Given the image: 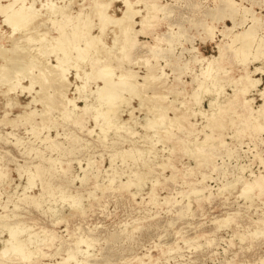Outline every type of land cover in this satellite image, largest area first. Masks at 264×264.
<instances>
[{
    "label": "rangeland",
    "instance_id": "obj_1",
    "mask_svg": "<svg viewBox=\"0 0 264 264\" xmlns=\"http://www.w3.org/2000/svg\"><path fill=\"white\" fill-rule=\"evenodd\" d=\"M47 1L59 12L42 9L43 16L19 32L0 16L6 54V61L0 57V264H264V187L254 184L264 177V74L252 75L260 83L245 98L260 113L244 124L232 100L242 86L243 56L219 33L232 26L221 19L233 11L227 0H138L127 38L119 24L121 0H101L114 19L103 32L97 0L35 6ZM234 1L238 14L247 7L264 17V0ZM80 11L91 17L89 31L65 19ZM207 26L216 27L212 40ZM64 35L73 42L67 61L56 50ZM95 35L105 50L74 64L75 48ZM220 45L224 54L214 62ZM247 58V72L264 67L263 56ZM209 61L216 82L202 75ZM105 64L114 66L111 82L139 84L137 92L122 90L108 127L96 115L107 106L95 97L103 84L96 70ZM17 242L22 252L15 251Z\"/></svg>",
    "mask_w": 264,
    "mask_h": 264
},
{
    "label": "bare ground",
    "instance_id": "obj_2",
    "mask_svg": "<svg viewBox=\"0 0 264 264\" xmlns=\"http://www.w3.org/2000/svg\"><path fill=\"white\" fill-rule=\"evenodd\" d=\"M7 2L6 3H2L3 1L2 0H0V16H2L3 17V20H2V22L4 23V24H6L9 28H10V30L12 31V33L13 32H15V31H18V30H20L21 28H24L25 26H28V25H30L31 23H34L35 21H37L40 17H42L43 15L40 13L41 11H43L44 12V10H42V9H47V11L48 10H50V11H52V13H57V12H59V11H57V9H54L55 8V4H54V2L52 3L51 1H47V2H45L44 4H43V2L41 3V4H39V6L41 7L40 9L39 8H37L36 6H35V4H36V2L37 1H39V0H31V1H29V0H6ZM44 1V0H43ZM58 1V0H57ZM63 1V0H62ZM70 1V0H69ZM83 1V0H82ZM93 1V0H92ZM96 2V1H95ZM115 2V1H114ZM117 2H119V1H117ZM121 2L123 3V6H124V8H125V10L123 11V17L121 18L122 19V22H120L121 21V19H118L117 21L118 22H120L119 24H121L122 23V25H120L121 26V29H122V32H121V34L123 33V37H130L131 36V30L132 29H130V28H132V25L133 24H136L135 22L133 23V20H134V16L136 15V13L134 12V9H133V6H135L136 4H137V2H138V0H121ZM59 3V2H58ZM62 3V2H61ZM74 3V2H73ZM97 3H98V12L96 13V16L98 17V22L100 23V26L98 27V28H100V30L103 32V28L107 25V21L110 23L112 20H114V19H112L113 17H111V16H109V14H107L106 13V9H107V6L105 7V5H106V3H105V5H104V3H102V1L101 0H97ZM141 3V2H140ZM244 3V2H243ZM63 4V3H62ZM61 4V5H62ZM67 4V3H66ZM145 4V3H144ZM96 5V4H95ZM153 5V4H152ZM57 6V5H56ZM66 6V5H65ZM65 6H64V8H65ZM145 6H147V5H145ZM154 6V5H153ZM95 7V6H94ZM94 7H93V9H94ZM155 7V6H154ZM153 7V8H154ZM227 7H229V8H233V11L232 12H228V13H223L222 15H221V19H224V18H229L230 20H231V22H232V26L231 27H228V26H225L222 30H220L219 31V33H222L223 34V37H230V41H229V43H227L228 44V46L229 47H231L236 53H241L242 54V56H243V64H244V66H245V69H244V73L238 78V81L240 82V84L242 85V86H240V88L238 89V92H236V94L235 95H233V103H234V105L238 108V109H240V112H241V116H242V121H243V123L244 124H248L246 121L250 118V119H253V120H255V119H257L256 117H255V115H256V113L257 112H259V111H257V112H255V111H253V110H251L250 109V107L248 106V103H249V101L245 98V95L250 91V90H252V89H256V87H257V85L260 83V80L259 79H257V78H253V74H257V73H262V74H264V67L263 66H256V67H254V70L253 71H246L247 69H246V66H247V63H246V61L248 60V58H247V55H249V54H251L252 56H253V59L252 60H250V61H255V60H259L260 59V57L261 56H263L264 57V51H262V48L264 47V38L263 37H259V35L257 34V31H261V33H264V17H261V16H259L258 14H256L255 13V11H251L249 8H247V7H243V9H242V13L243 14H238L239 12H238V4H237V2H235L234 0H227ZM56 8H58V7H56ZM59 8H60V6H59ZM66 8H67V6H66ZM95 8H97V7H95ZM147 8V7H146ZM137 9V8H136ZM41 10V11H40ZM141 10V9H140ZM147 11H148V9H146ZM93 11V10H92ZM146 11V12H147ZM251 11V17L250 18H247L246 17V13L247 12H250ZM67 12V11H66ZM76 12V11H75ZM96 12V11H95ZM139 11H137V13H138ZM121 14V15H122ZM140 14V13H139ZM111 15V14H110ZM138 15V14H137ZM238 15H240V17L239 18H236ZM47 16V15H46ZM64 16L66 17L65 19H67L68 21L69 20H71V23H72V21L73 20H75V23H72V25L73 26H76L75 24L76 23H78V24H80V26L81 27H83L84 29H87L88 31H89V27L92 25V20H91V17H90V15H88L87 13H82V11H80L79 13L77 12L75 15H74V17H70V16H68L66 13L64 14ZM58 17V16H57ZM61 17H63V16H61ZM156 17V16H155ZM48 18V17H47ZM144 18L145 19H151L152 17H150V16H148V18H146V16H144ZM144 18H141V20L143 21V20H145ZM153 18H154V16H153ZM97 20V19H96ZM120 20V21H119ZM140 20V21H141ZM153 20V19H152ZM51 21V20H50ZM116 21V20H115ZM115 21H113V22H115ZM139 21V22H140ZM250 22V24L248 25V26H246L245 25V23L246 22ZM144 22V21H143ZM142 22V23H143ZM147 22V21H146ZM64 24H66V23H68V22H63ZM112 23V22H111ZM138 23V22H137ZM114 24V23H113ZM112 24V25H113ZM83 25V26H82ZM115 25V24H114ZM131 25V26H130ZM31 26V25H30ZM135 26V25H134ZM133 26V27H134ZM119 27V26H118ZM239 27H241V30H239ZM97 28V29H98ZM120 28V27H119ZM216 27L215 26H207V29H206V31H207V33H208V38L210 39V40H212L213 39V36H216L215 35V33H214V31L216 30L215 29ZM80 29V28H79ZM117 29V28H116ZM121 30H117V32H120ZM134 31V30H133ZM19 32V31H18ZM135 32V31H134ZM11 33V34H12ZM27 33V32H26ZM25 33V34H26ZM79 33V32H78ZM77 33V34H78ZM76 34V35H77ZM120 34V33H119ZM132 34H134V33H132ZM8 36V35H7ZM65 36V35H64ZM66 36H68V34H66ZM66 36H65V38H58V40H57V46H56V50L57 51H59V52H62L63 53V55H64V58H62L64 61H67L68 59H69V56H68V44H72L73 42L69 39V40H67V38H66ZM70 36V35H69ZM113 36H115V35H113ZM121 36V35H120ZM133 36V35H132ZM42 37V36H41ZM116 37V36H115ZM122 37V38H123ZM135 37V36H134ZM40 38V37H39ZM75 38V37H74ZM132 38V37H131ZM131 38H128L129 39V41H131ZM215 38V37H214ZM124 39V38H123ZM128 39H125V41H127ZM118 40V39H117ZM116 40V41H117ZM124 41V42H125ZM175 41V40H174ZM69 42V43H68ZM75 42H76V40H75ZM103 41H102V39H101V37H99L98 35H95V36H90V38L89 39H87L85 42H84V46L83 47H78V48H75V50L76 51H78L77 52V55L75 56V61H74V64H79L80 63V61H82V60H84L85 58H87V57H90L91 55H89L90 53H98V52H102L103 50H105V47L103 46V48H102V43ZM112 42V41H111ZM114 42V41H113ZM112 42V43H113ZM23 43V42H22ZM21 43V44H22ZM126 43V42H125ZM120 44V43H119ZM129 44V43H128ZM132 44H133V42H132ZM131 44V45H132ZM99 45H101V46H99ZM123 45L125 46V44L123 43ZM122 45V46H123ZM82 46V45H81ZM121 46V47H122ZM123 46V47H124ZM3 47V46H2ZM13 47V46H12ZM16 47V46H15ZM19 48L21 47L20 45L18 46ZM18 47H16V48H18ZM23 47V46H22ZM47 47V46H46ZM77 47V46H76ZM113 47V46H112ZM122 47V48H123ZM127 47V46H126ZM18 48V49H19ZM31 48V47H30ZM41 48H42V46H41ZM125 48V47H124ZM159 48V47H158ZM254 49L255 48V54H253V53H251L249 50L250 49ZM1 49V48H0ZM3 49V48H2ZM13 49V48H12ZM24 49H26V48H24ZM24 49H22L23 51H24ZM70 49V48H69ZM121 49V48H120ZM5 50V49H4ZM9 49H7V51H8ZM16 50V49H15ZM21 50V51H22ZM110 50L111 49H109L108 51L110 52ZM123 50H126V49H123ZM219 51V57L217 58H214V59H212V60H214V62H218V60L220 59V57H222L223 56V54H224V46L223 45H220L219 46V49H218ZM6 51V50H5ZM20 51V52H21ZM27 51H28V49H27ZM31 51V50H30ZM29 51V52H30ZM35 51V50H34ZM37 51V50H36ZM107 51V52H108ZM116 51V50H115ZM114 51V52H115ZM3 51H1L0 50V57H2L3 59H4V55H6V54H4V53H2ZM19 52V53H20ZM120 52H122V51H120ZM127 52V51H126ZM250 52V53H249ZM10 53V52H9ZM26 53V52H25ZM35 53V52H34ZM125 53V52H124ZM16 54V53H15ZM14 54V55H15ZM28 54V53H27ZM51 54H53V53H51ZM30 55H31V53H30ZM30 55L29 56H27L28 58H30ZM261 55V56H260ZM18 56V55H17ZM41 57V55H40V53L38 54V57ZM42 56H44V55H42ZM115 56V55H114ZM26 57V56H25ZM32 57V56H31ZM119 57V56H118ZM117 57V58H118ZM213 57V56H212ZM33 58V57H32ZM37 58V57H36ZM15 59V58H14ZM21 59V58H20ZM31 59V58H30ZM39 59V58H38ZM123 59V58H122ZM1 60V59H0ZM5 61H6V59H4ZM32 60V59H31ZM93 60V59H92ZM216 60V61H215ZM5 61H3V63L5 62ZM12 61V60H11ZM15 61V60H14ZM19 61V60H18ZM17 61V62H18ZM33 61H34V59H33ZM42 61V60H41ZM57 61V60H56ZM16 62V63H17ZM25 62V61H24ZM29 62H30V60H29ZM39 62V61H38ZM45 60H44V64H45ZM48 63H49V61H47ZM139 62V61H138ZM142 62V61H141ZM144 62V61H143ZM1 63V62H0ZM5 63H7V62H5ZM19 63V62H18ZM35 63H36V65H37V61H35ZM34 63V64H35ZM42 63V64H43ZM104 63V62H103ZM13 64H15V63H13ZM32 65H33V63H31ZM41 64V63H40ZM136 64V63H135ZM144 64V63H143ZM27 65V64H26ZM36 65L34 66V67H36ZM50 65V64H49ZM139 65V64H138ZM212 62H208V63H206V66H205V68L203 69V76H206L208 79H211L212 80V82H216L217 80H216V77H215V75H214V73H215V67L213 68L212 67ZM10 66V65H9ZM13 66V65H12ZM21 66V65H20ZM40 66V65H39ZM45 66V65H44ZM53 66H55V65H53ZM52 65H51V67H53ZM100 66V65H99ZM101 66H102V64H101ZM101 66L99 67V69L98 70H96V73H98L99 72V75H98V77H100V78H102L101 79V81L103 80V84H102V86H98V88H97V90L95 91L96 93V98L97 99H99V100H103V103H105L106 104V106H107V108H106V110H103V111H97V113H96V115L98 116H100V117H102V119H105V122H106V124H107V127L108 126H111V122H110V118H108V115H109V113L110 112H113V111H115V108L114 107H116L115 106V103H116V101H118V99H120V95H122L123 93H121L122 92V90L124 89V88H127L126 86H128L129 87V89H133L135 92H137L136 90H135V88H138L137 86L139 85H137L136 86V84L134 83V85L136 86H134V85H132V83L134 82V80H132V81H130V82H132L131 84L128 82V81H126V79H123V80H120V81H116V80H114V81H116V82H111L109 79H108V77H110L111 76V74L113 73V71H114V66H112V65H110V64H105L102 68H101ZM135 66V65H134ZM155 66V65H154ZM11 67V66H10ZM19 67V66H18ZM47 68H48V65L46 66ZM145 67V66H144ZM7 68V67H6ZM12 68V67H11ZM16 68V67H15ZM50 68V67H49ZM48 68V69H49ZM55 68H57V67H55ZM146 68V67H145ZM149 68V67H148ZM147 68V69H148ZM9 69V68H8ZM25 69V68H24ZM46 69V68H45ZM45 69H44V71H45ZM48 69H46V70H48ZM11 70V69H10ZM35 70V69H34ZM56 70V69H55ZM7 71V70H6ZM14 71V70H13ZM16 71V70H15ZM30 71V70H29ZM42 71H43V69H42ZM50 71H52V72H54L53 70H50ZM5 73V66L4 65H0V79H4V77L3 76H1V75H4V73ZM10 72V71H9ZM39 72H40V70H39ZM131 72V71H130ZM19 73V72H18ZM27 73V72H26ZM30 73V72H29ZM29 73H27V74H29ZM55 74L57 73V72H54ZM54 73H51V74H54ZM127 73H129V70H128V72ZM127 73H125V75H128ZM14 74H16V73H14ZM23 74H25V73H23ZM31 74V73H30ZM30 74H29V77H30ZM42 73H40V75H41ZM45 73H43V75H42V77L44 76L45 77V75H44ZM36 75V74H35ZM49 75H50V73H49ZM57 75V74H56ZM63 75V74H62ZM68 75V74H67ZM76 75V74H75ZM119 75V74H118ZM117 75V76H118ZM131 75H133V72H132V74ZM131 75H130V77H131ZM151 75V74H150ZM20 76V75H19ZM27 76V75H26ZM33 76V75H32ZM53 76V75H52ZM51 76V77H52ZM59 76V75H58ZM61 76V75H60ZM78 76V75H77ZM91 76H92V73H91ZM136 76V75H135ZM47 77V76H46ZM46 77L44 78V79H46ZM56 77V76H55ZM76 77V76H75ZM119 77V76H118ZM124 77V76H123ZM20 78V77H19ZM27 78V77H26ZM36 78V77H35ZM133 78V77H132ZM131 78V79H132ZM43 79V80H44ZM47 79H49V78H47ZM53 79V78H52ZM56 79H58V77L56 78ZM65 79V78H64ZM120 79H121V77H120ZM129 78H127V80H128ZM146 79V78H145ZM149 79V78H148ZM10 80V79H9ZM32 80H33V78H32ZM40 80V79H39ZM42 80V81H43ZM51 80V79H50ZM77 80V79H76ZM141 80H143L142 78H141ZM151 80V79H150ZM22 81V80H21ZM52 81V80H51ZM63 81V80H62ZM98 81V80H97ZM38 82V81H37ZM44 82H45V80H44ZM56 82H58V81H56ZM59 82H61V81H59ZM29 83H31V82H29ZM34 83V82H33ZM32 83V84H33ZM39 83H41V82H39ZM46 83V82H45ZM63 83H64V81H63ZM5 84V83H4ZM31 84V85H32ZM65 84H67V83H65ZM145 84V83H144ZM31 85L28 87V88H30L31 87ZM34 85V84H33ZM32 85V86H33ZM47 85V84H46ZM46 85H44L43 86V88H45V86ZM55 85V84H54ZM51 86V85H50ZM81 86V85H80ZM83 86V85H82ZM60 87V86H59ZM84 87V86H83ZM131 87V88H130ZM143 87V86H142ZM144 87H146V86H144ZM147 87H148V84H147ZM170 87V86H169ZM27 88V89H28ZM47 88V87H46ZM45 88V89H46ZM141 88V87H140ZM84 89H86V88H84ZM128 89V88H127ZM125 90V89H124ZM202 90V89H201ZM6 91V90H5ZM30 91V90H29ZM139 91V90H138ZM140 91H142V89L140 90ZM135 92H133L132 91V93H134V94H132V95H135ZM42 93V92H41ZM45 93V92H44ZM48 93V92H47ZM141 93V92H140ZM171 93V92H170ZM259 93H261L260 95L262 96V95H264V86H263V89L259 92ZM54 95V94H53ZM129 95L131 96V92L129 93ZM44 96V95H43ZM48 97V96H47ZM46 97V98H47ZM166 97V96H165ZM50 98H52V97H50ZM49 98V99H50ZM123 98H124V96H123ZM197 98V97H196ZM139 99H140V97H139ZM151 99V98H150ZM121 100V99H120ZM148 100V99H147ZM46 101V100H45ZM48 101V100H47ZM52 101V100H51ZM141 101V100H140ZM38 102V101H37ZM40 102V101H39ZM38 102V103H39ZM44 102V101H43ZM99 102H101V101H99ZM199 102V101H198ZM35 103V102H34ZM143 103H145V102H143ZM71 104V103H70ZM119 104V103H118ZM117 104V105H118ZM146 104H147V102H146ZM156 104V103H155ZM210 104L211 105H213L212 104V101L210 102ZM263 104H264V102H263ZM41 105V104H40ZM51 106V105H50ZM55 106V105H54ZM74 106H75V104H74ZM151 106V105H150ZM264 106V105H263ZM52 107V106H51ZM210 107V106H209ZM212 107V106H211ZM210 107V108H211ZM78 109V108H77ZM259 109V108H258ZM264 110V107L263 108H260V110ZM158 110H160V109H158ZM163 110H164V108H163ZM166 110V109H165ZM217 110V109H216ZM218 111V110H217ZM222 111V110H221ZM29 112V111H28ZM32 112V111H31ZM165 112V111H164ZM216 112V111H215ZM260 113V112H259ZM262 113V112H261ZM38 115V114H37ZM160 115V114H159ZM262 115V114H261ZM21 116V115H20ZM164 116V115H163ZM240 117V116H239ZM42 119V118H41ZM165 119H166V117H165ZM164 119V121L163 122H165L166 120ZM214 119H215V116H214ZM170 120V119H169ZM169 120H167V121H169ZM172 120H174V119H172ZM263 120V119H262ZM171 121V120H170ZM178 121V120H177ZM217 121V120H216ZM157 123H158V121H156ZM160 122V121H159ZM162 122V121H161ZM162 122V123H163ZM176 122V121H175ZM215 122V121H214ZM263 122H264V120H263ZM170 123V122H169ZM168 123V124H169ZM151 124V123H150ZM149 124V125H150ZM158 124H161V123H158ZM171 124V123H170ZM209 124H211L210 122H209ZM209 124H207V126L210 128L209 130H211V133L213 132V130H214V128H212V126L211 125H209ZM243 124V125H244ZM11 125V124H10ZM163 125V124H162ZM161 125V126H162ZM166 127H167V125H166V123L164 124ZM172 125V124H171ZM176 125V124H175ZM174 125V126H175ZM196 125V124H195ZM214 125V124H213ZM220 125V124H219ZM231 125H232V123H231ZM23 126V125H22ZM160 126V127H161ZM173 126V127H174ZM206 126V125H205ZM216 126V125H215ZM218 126V125H217ZM259 126H261V125H259ZM176 127V126H175ZM152 128V127H151ZM155 128V127H154ZM171 128H172V126H171ZM218 128V127H217ZM260 128H262V127H260ZM162 129V128H161ZM167 129V128H166ZM169 129V128H168ZM156 130H159V128L158 129H156ZM178 130H180V129H178ZM254 130V129H253ZM101 131L102 132H105L103 129H101ZM240 131V130H239ZM168 133V132H167ZM236 133V132H235ZM171 136H175V134H174V132L173 133H170L169 134V137H171ZM168 137V138H169ZM206 138L207 139H209V140H211V139H213V136L212 135H209V134H207L206 135ZM208 140V141H209ZM202 142V141H201ZM213 142V141H212ZM206 143V142H205ZM208 143V142H207ZM203 145V144H202ZM210 145V144H209ZM132 153L133 152H127L126 154H124L125 156L127 155V156H129V157H131L132 156ZM53 163V162H52ZM171 167V166H170ZM197 167V166H196ZM38 170H40L41 172H44L45 170H42V169H38ZM257 180V181H256ZM255 183L254 184H256V186L261 190L263 187H264V177H260V178H258V179H255ZM28 183H29V185H33V177H29L28 178ZM30 187V186H29ZM247 188L248 187H245V188H243V191H246L247 190ZM192 193L194 194V195H199V190L198 189H193L192 190ZM15 233H16V231L13 229V228H10L9 229V234H10V237L12 238V239H14L15 240ZM18 241V240H17ZM30 241V240H29ZM10 242V241H9ZM18 242H21V241H18ZM17 242V243H18ZM14 246V245H13ZM15 251L16 252H22L23 251V248H22V245H20L19 243L17 244V245H15ZM10 249H11V246H10ZM25 253H27V252H24V254ZM20 254V253H19ZM22 255V254H21Z\"/></svg>",
    "mask_w": 264,
    "mask_h": 264
}]
</instances>
